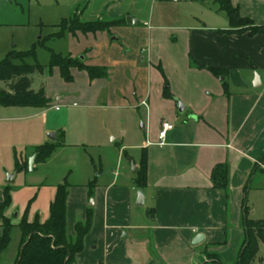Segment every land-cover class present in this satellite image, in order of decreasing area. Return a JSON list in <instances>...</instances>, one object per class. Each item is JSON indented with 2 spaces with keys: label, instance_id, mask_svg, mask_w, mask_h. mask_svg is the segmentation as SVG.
Listing matches in <instances>:
<instances>
[{
  "label": "crops",
  "instance_id": "obj_1",
  "mask_svg": "<svg viewBox=\"0 0 264 264\" xmlns=\"http://www.w3.org/2000/svg\"><path fill=\"white\" fill-rule=\"evenodd\" d=\"M207 1L204 19L191 14L184 20L144 10L157 0L72 3L69 18L79 14L82 22L124 21L110 30L64 36L69 47L66 55L60 54L82 59L87 66L104 67L107 76L91 80L86 71L72 69L74 80L67 83L57 67L41 75L48 81L54 75L60 77L62 84L73 87L70 94H78L87 104L103 97L119 109L126 105L144 108V143L139 145L141 159L133 172L139 170L144 154L147 163L144 188L135 184L137 174L121 186L118 176L103 192L96 185L92 196L89 185H70L67 234L74 237L76 223L86 219L89 209L93 212V226L75 264H214V255L223 264H236L245 240V207L250 220L263 221L256 219V193H264V35L226 33L231 30L226 15L218 16L219 8L213 9V0ZM231 3L241 16L264 26V0ZM127 17L137 23L128 24ZM78 79L83 90L78 89ZM33 82L32 77L31 90L43 88L52 102L48 84L35 91ZM0 84V89L9 90L11 82ZM176 100L186 106L183 113ZM48 107L0 106V205L5 187L10 186L11 205L5 216L13 226L11 234L20 231L26 211L28 222H47L58 185L64 183H47L30 175L16 185L17 161L27 158L29 162L38 146L56 144L44 141L54 128ZM55 109L59 111L58 106ZM163 122L174 127L160 144ZM15 134L29 148L24 155L17 153ZM70 146L64 143L60 149ZM122 152L129 158L126 150ZM218 165L227 167L225 191L215 188L212 181ZM13 170L17 175L10 183L5 173ZM139 192L144 195L143 205L138 204ZM1 225L0 217V230ZM200 234L204 239L194 246ZM17 239V245L10 248L11 236L2 252L3 264L17 261L21 231Z\"/></svg>",
  "mask_w": 264,
  "mask_h": 264
},
{
  "label": "rangeland",
  "instance_id": "obj_2",
  "mask_svg": "<svg viewBox=\"0 0 264 264\" xmlns=\"http://www.w3.org/2000/svg\"><path fill=\"white\" fill-rule=\"evenodd\" d=\"M74 1L76 0H0V60L4 59L9 51L25 52L34 47L36 57L27 59L28 64L39 63L47 66L50 62V49L66 55L65 52L69 47L67 38L50 39L49 37L59 30L57 25L62 19L71 16L73 12L71 6ZM159 2L160 0H157L154 5L148 4L147 9L144 10L153 11L152 13L156 15H178L184 20L191 14L204 19L206 9L209 7L207 0H163L158 4ZM210 4L213 9L219 8V5L213 1ZM218 16L225 18L223 12H219ZM74 25L76 24L69 22L66 27L71 28ZM32 77L35 91L48 84L52 102L47 112L49 121L53 125L51 127L54 128L46 133L44 141L55 142L58 148L46 161L35 163L36 167L33 170L35 173L31 174L29 168L20 172L17 186L22 185L25 178L30 175L34 178L41 177L47 183L66 181L69 185L77 184L79 187L88 186L97 179L96 185L101 187L100 192H103L102 189L106 190L118 176L120 186L127 182L125 180L136 178L133 166H137L141 159L139 145L144 143L141 129L144 123V108L139 110L126 105L119 109L111 99L103 97L87 104L78 94H70L73 87L66 83L62 84L60 77L55 79L54 75L50 81L45 74L36 73ZM78 87L80 90L85 88L80 79H78ZM107 92L108 90L105 89L104 93ZM58 97H62L61 101L57 100ZM74 102L77 103L76 107L73 106ZM57 106L59 111L55 109ZM4 115L8 114H1ZM61 132H64L63 135ZM57 133L58 139L50 140L49 135ZM13 140L17 143L19 156L29 151V148L22 144L21 139L17 141L16 134ZM64 143L72 146L60 149ZM122 147L128 152L129 158L123 155V150H120ZM11 155L12 153H9L10 157ZM23 164L28 166L27 158ZM15 173V170L6 172L5 179ZM78 189L77 187L75 192ZM256 197L259 201L256 219L264 220V193L258 192ZM73 200L75 201V193ZM11 236L14 243L10 248H13L12 246L17 245L20 231H14ZM9 250L8 254H11L12 249ZM227 250L231 251L229 248ZM251 264H264V238L259 241V252Z\"/></svg>",
  "mask_w": 264,
  "mask_h": 264
},
{
  "label": "trees",
  "instance_id": "obj_3",
  "mask_svg": "<svg viewBox=\"0 0 264 264\" xmlns=\"http://www.w3.org/2000/svg\"><path fill=\"white\" fill-rule=\"evenodd\" d=\"M219 5V10L223 12L231 27L226 33H243L249 35H264V26H258L250 18L243 17L237 7H234L231 0H213ZM73 22L76 25L67 28L66 25ZM124 21L96 20L82 22L79 14L71 18L63 19L57 25L59 30L49 38H63L66 33L75 35L77 32L83 34L97 33L106 31L114 26L123 25ZM249 26V28H247ZM247 28V29H246ZM50 51V62L47 66L39 63L28 64L29 58L36 57V48L29 51L17 52L12 51L4 59L0 60V82H11L9 90L0 89V106H22V107H48L51 100L47 97L46 92L41 88L38 92L31 90L32 76L36 73L43 74L46 69L53 70L58 68L62 79L71 83L74 80L72 69L86 71L91 80L105 78L107 69L104 67L87 66L82 59H73L70 56H64ZM58 148L57 144H44L38 146L35 150L38 157L36 162L46 161L53 152ZM126 156V152H124ZM264 161V160H263ZM28 166L17 161L16 169L19 172L25 171ZM146 154L139 170L135 184L139 188L146 186ZM212 181L215 188L226 190L227 188V167L218 165L212 172ZM70 185L64 181V184L58 185L55 200L50 207V218L45 223H40L38 219L30 223L27 220V211L19 225L21 231V249L17 261L14 264H75L77 256L84 249V240L93 226V212L88 210L86 219L79 221L75 226V236L70 237L67 234V200L69 197ZM96 187V181L89 184V192L92 196ZM246 187L245 191L247 190ZM11 205V188L6 186L4 189V199L0 205V217L2 220L0 230V264L1 254L7 249L11 242V232L13 226L6 218L5 211ZM30 205V204H29ZM248 209H244V229L245 240L241 247L239 259L236 264H251L259 252V241L264 238V220L252 221L248 218ZM211 262L214 264H223L217 255H214ZM205 262L204 264H207Z\"/></svg>",
  "mask_w": 264,
  "mask_h": 264
},
{
  "label": "water",
  "instance_id": "obj_4",
  "mask_svg": "<svg viewBox=\"0 0 264 264\" xmlns=\"http://www.w3.org/2000/svg\"><path fill=\"white\" fill-rule=\"evenodd\" d=\"M126 21L128 24H136L137 21L131 17H127L126 18ZM176 103H177V106H178V111L180 113H183L186 109V106L180 101V100H176ZM49 137L52 139V140H55L56 138V134H50ZM38 155L37 154H34L30 159H29V162H28V168H29V171L32 172L33 171V168H34V164H35V161L37 159ZM133 170L136 171V167L133 166ZM16 173L13 175V176H9L8 177V182L10 183H13L15 181V177H16ZM138 204L139 205H143L144 204V196L141 192H139V195H138ZM204 239V236L203 235H198L194 242H193V245L196 246V245H199Z\"/></svg>",
  "mask_w": 264,
  "mask_h": 264
},
{
  "label": "built area",
  "instance_id": "obj_5",
  "mask_svg": "<svg viewBox=\"0 0 264 264\" xmlns=\"http://www.w3.org/2000/svg\"><path fill=\"white\" fill-rule=\"evenodd\" d=\"M143 104L146 105L145 102H143ZM173 127H174L173 124H171L169 122H163L162 123V130L159 133L160 144H163V142H164V140L166 138L167 132L169 130L173 129Z\"/></svg>",
  "mask_w": 264,
  "mask_h": 264
}]
</instances>
